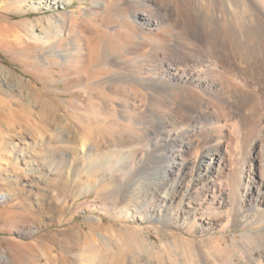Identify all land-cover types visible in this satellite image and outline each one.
I'll use <instances>...</instances> for the list:
<instances>
[{
  "label": "rangeland",
  "instance_id": "obj_1",
  "mask_svg": "<svg viewBox=\"0 0 264 264\" xmlns=\"http://www.w3.org/2000/svg\"><path fill=\"white\" fill-rule=\"evenodd\" d=\"M50 1L0 0V104L8 105V115L0 117V264L3 255L8 264H155L156 257L162 264L167 259L183 264L176 252L206 249L202 238L220 237L227 246L234 237H248L249 229L235 224L206 234L198 231L199 220L190 231L165 225L155 219L152 210L160 201L151 194L136 199L138 215L135 199L124 206L120 198L127 187L137 191L138 178L159 174L169 159L165 147L148 146V110L168 111L172 100L140 88L132 75L169 61L184 67L182 43L205 52L194 24L202 19L217 25L208 18L213 1L72 0L65 6ZM152 3V9L171 11L153 31L133 21L135 11ZM238 6L264 25V0H238ZM217 30L227 58L222 62L237 72V61L252 57L251 37ZM249 65L244 72L251 74L257 66ZM252 101H257L253 120L262 121L257 135L263 137L264 91ZM126 133L132 145L123 153L120 139ZM139 133L145 143H139ZM246 139L237 153L235 139H229L236 174L248 164ZM197 172L189 176L194 181ZM194 189L192 205L202 195L200 185ZM144 234L162 244L160 252L142 251ZM257 239L247 255L264 251V236Z\"/></svg>",
  "mask_w": 264,
  "mask_h": 264
},
{
  "label": "bare ground",
  "instance_id": "obj_2",
  "mask_svg": "<svg viewBox=\"0 0 264 264\" xmlns=\"http://www.w3.org/2000/svg\"><path fill=\"white\" fill-rule=\"evenodd\" d=\"M211 1L214 4L213 15L208 18L216 20L217 25H207V21L202 19H197L194 24L195 35L202 41L205 52L191 51L189 44L182 43L178 49L185 56L184 67L167 61L159 69L146 72L138 69L132 75L140 88L164 94L172 100L168 111L159 108L148 110L152 118V129L148 132L152 137L148 146L165 147L169 159L153 178H135L137 181L133 188L137 191L125 188L120 196L121 204L129 206L131 201L151 194L153 199L160 201L152 210L155 219L165 225H176L190 231L194 222L199 220L197 227L202 234L216 229L226 231L233 224L249 229L246 232L248 237L243 235L241 240L234 237V241L227 246H223L220 237H206L200 240L206 249L200 246L198 253L177 251L176 254L182 255L183 264H264V251L245 253L252 250L251 245L259 243V236H264V136L257 135L262 121L253 120V112L256 111L254 102L259 100L252 101L260 91H264V70L258 66L264 65V25L254 22V17L252 19V14L248 13L250 10L238 6V0ZM50 2L65 6L72 0ZM152 6L153 3L150 9L133 13V21L139 27L152 30L159 26L161 20H165V15L171 13L169 9L159 7L156 10ZM234 17L241 22H231ZM223 20H228L229 24ZM217 29L225 33L228 30L241 32L251 37L252 43L247 49L252 57L249 60L241 57L237 61V72L233 71L234 66L229 67L222 62L227 58L225 47L218 46L215 39ZM248 64L257 66L251 74L244 72ZM6 115L8 105L2 103L0 117ZM138 123L143 124L140 117ZM232 137L235 139L233 150L236 153L240 151L243 141L250 138L245 157L248 164L243 165L237 174L232 156L235 153L230 144L232 140L229 141ZM137 139L139 143L144 142L142 133L138 134ZM129 144L131 139L126 133L120 139L123 153L130 150L132 144L125 150ZM85 148L83 144L82 151L85 152ZM195 170L198 177L194 181L189 176H193ZM195 185L201 186L202 195L192 205L190 200H193ZM137 204L136 200L133 205L136 214L141 212ZM198 214L201 216L198 217ZM141 244L142 251L153 254L160 252L157 246L162 247V244L157 245L152 240L150 234L143 235ZM139 253L138 262L143 257ZM156 260L155 264H162L158 257ZM1 263L8 264L6 255L1 257ZM166 264H174L173 259H167Z\"/></svg>",
  "mask_w": 264,
  "mask_h": 264
}]
</instances>
